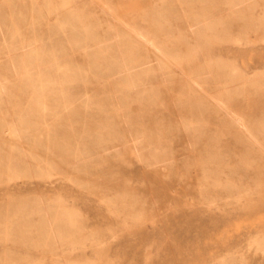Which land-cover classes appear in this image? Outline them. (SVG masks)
Returning a JSON list of instances; mask_svg holds the SVG:
<instances>
[{
  "label": "rangeland",
  "instance_id": "rangeland-1",
  "mask_svg": "<svg viewBox=\"0 0 264 264\" xmlns=\"http://www.w3.org/2000/svg\"><path fill=\"white\" fill-rule=\"evenodd\" d=\"M237 2L0 0V78L7 53L25 73L0 93V264H264V0Z\"/></svg>",
  "mask_w": 264,
  "mask_h": 264
},
{
  "label": "bare ground",
  "instance_id": "bare-ground-1",
  "mask_svg": "<svg viewBox=\"0 0 264 264\" xmlns=\"http://www.w3.org/2000/svg\"><path fill=\"white\" fill-rule=\"evenodd\" d=\"M231 1V0H229ZM236 1H239L237 3H234L232 4V7L236 6V5H239V4H243V3H246L247 1H250V0H236ZM239 7V6H238ZM236 13V12H235ZM107 19V18H106ZM108 22V19L106 20ZM203 21V20H201ZM201 21H196V22H187L185 27L187 29V31H190V32H193L194 31V28L196 26L199 25V23ZM206 23V22H205ZM109 24V22H108ZM133 31H134V34L136 36V38L141 41L142 43H144L146 46H148L153 52H160V48L158 45H156L154 43V40L151 36H148L146 35L145 33L141 32L140 30L134 28V27H130ZM118 33V32H117ZM120 36L118 35V38ZM117 38V35H114L113 36V39L116 40ZM3 39H4V28L0 22V41L3 43ZM23 44V43H22ZM115 46L119 47V43L118 41L116 40L115 41ZM23 47V46H22ZM9 51V50H8ZM24 52V51H23ZM7 59H8V69H9V74L6 75V72L3 73L2 75V78H0V93L1 92H4L6 90L7 87H9V85L12 84V81L10 80L11 78H13L14 80H18V79H21L24 77V72H22L17 64V60L16 58L12 57L9 53H7ZM24 55V54H23ZM121 62L123 63V68L125 70L128 71L129 67L128 65L124 62L123 58L121 59ZM30 71H28L29 73ZM128 73V72H127ZM30 76V75H29ZM40 78V77H39ZM183 78L185 79V81L188 83V84H194V85H197V87L199 89H202V84L201 82L199 81V78H197L196 76H188L186 74H183ZM22 80V79H21ZM218 107V109H223L226 111V113L224 114V117H225V120H226V123L228 122H231L233 123L234 125H236L238 127V129L242 132V134L245 136V137H250L252 139L253 137V134L251 133V131L247 128L246 124L243 126V125H239L235 119L232 118L233 115H235V111L234 109L230 108L229 106H226L224 105L223 101L221 99H217V101H214ZM7 122V131L9 133V137L8 139L12 140V141H16L17 140V133L19 132V130L17 128H15V125H16V121L14 120H9V121H6ZM22 123V122H21ZM6 131V130H5ZM20 135V134H18ZM140 139V138H139ZM128 141H132L130 143H132L130 145V149L131 151L136 154L137 156L138 155H143V156H147L148 159L149 158H154L155 159V163H159V161L162 160V158L164 157L163 154H160L158 151H155V152H151V151H148L146 150L142 145H140V143H136L135 141L132 140V138H129L127 139ZM138 140V139H137ZM254 141L257 143L258 140L254 139ZM260 144V143H259ZM261 145V144H260ZM263 147V146H262ZM155 150V149H154ZM109 151V150H107ZM141 158V157H140ZM146 159V158H145ZM144 158H142V160H145ZM141 160V159H140ZM57 217V216H55ZM41 226V225H39ZM19 228V227H18ZM39 229V228H38ZM44 229H48L50 232L49 233H46V236H57V234H62V226L60 225H56V226H52L51 224H48V225H45ZM54 229V230H53ZM52 232V233H51ZM71 235V234H70ZM19 236H25L24 233H21L19 234ZM4 237L6 238H9V237H13L11 236V234H9L8 232L4 234ZM57 238V237H56ZM55 238V239H56ZM51 239V238H50ZM7 240V239H6ZM11 240V239H10ZM47 245V244H46ZM48 246V245H47ZM44 249V247H43ZM68 264V263H67Z\"/></svg>",
  "mask_w": 264,
  "mask_h": 264
}]
</instances>
